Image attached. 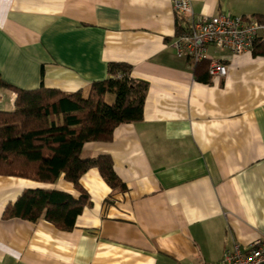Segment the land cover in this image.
<instances>
[{
  "label": "crops",
  "instance_id": "1",
  "mask_svg": "<svg viewBox=\"0 0 264 264\" xmlns=\"http://www.w3.org/2000/svg\"><path fill=\"white\" fill-rule=\"evenodd\" d=\"M190 1L194 15L264 16V0ZM185 19L172 0H0L5 82L86 92L121 62L148 84L140 121L82 148L109 154L125 189L88 169L79 184L91 204L71 229L3 217L24 189L77 199L63 174L54 183L0 175V264H212L264 235V55L207 45V60L227 72L197 80L170 44ZM15 97L0 87V109L13 110Z\"/></svg>",
  "mask_w": 264,
  "mask_h": 264
},
{
  "label": "trees",
  "instance_id": "2",
  "mask_svg": "<svg viewBox=\"0 0 264 264\" xmlns=\"http://www.w3.org/2000/svg\"><path fill=\"white\" fill-rule=\"evenodd\" d=\"M260 21L264 23V16ZM176 26L180 28L178 21ZM252 52L264 55V34L254 40ZM208 65L206 59L194 66L197 80L209 81ZM108 72L86 92H66L42 84L36 89H21L0 76V87L16 95L13 110L0 109V175L54 183L63 174L80 193L75 199L56 189H24L5 206L4 218L44 219L58 229H71L76 216L91 204L79 184L90 168H97L113 190L125 189L109 154L83 157L82 148L89 141H110L119 124L140 121L148 84L132 77L126 63L111 62ZM107 94L114 96L112 102L106 100Z\"/></svg>",
  "mask_w": 264,
  "mask_h": 264
},
{
  "label": "built area",
  "instance_id": "3",
  "mask_svg": "<svg viewBox=\"0 0 264 264\" xmlns=\"http://www.w3.org/2000/svg\"><path fill=\"white\" fill-rule=\"evenodd\" d=\"M172 8L178 15H187V19L184 29L173 36L170 44L176 56L187 59L193 67L208 58L207 45L240 54L252 51L254 40L264 34V23L253 15H194L190 0H172ZM226 72L222 62L209 60L210 76H224ZM212 264H264V235L244 249L234 245L232 250L224 252L221 260Z\"/></svg>",
  "mask_w": 264,
  "mask_h": 264
}]
</instances>
